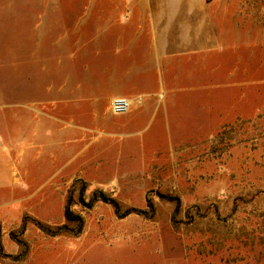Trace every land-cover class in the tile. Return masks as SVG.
Here are the masks:
<instances>
[{"label":"rangeland","instance_id":"374dc122","mask_svg":"<svg viewBox=\"0 0 264 264\" xmlns=\"http://www.w3.org/2000/svg\"><path fill=\"white\" fill-rule=\"evenodd\" d=\"M20 1L0 0V130L22 113L27 173L16 166L0 208L15 204L18 185L26 200L0 220V263L37 251L59 264H264V0H216L220 38L172 56L163 87L118 84L104 45L116 33L102 27L87 37L107 62L87 54L86 70L82 55L20 54ZM115 97L143 98L131 127L130 111L111 110ZM82 190L122 210L149 211L151 199L154 213L120 218L106 202L82 204ZM70 197L80 233L52 236L32 222L75 228Z\"/></svg>","mask_w":264,"mask_h":264},{"label":"crops","instance_id":"0c3cea01","mask_svg":"<svg viewBox=\"0 0 264 264\" xmlns=\"http://www.w3.org/2000/svg\"><path fill=\"white\" fill-rule=\"evenodd\" d=\"M216 2V0H22L19 2L21 38L19 53L82 55V65L76 68L86 70L87 54L97 55L100 62H107L102 57L103 45L95 46L93 40L87 37L89 35L87 28L102 27L105 32L116 33L115 38L104 45H110L111 48L106 50L116 55L113 69L114 79L118 84L163 87L165 85L163 71L168 67L172 56L180 60V55L208 46L214 36L220 38ZM121 66L124 69H120ZM109 67L112 68V65ZM100 69L103 70L101 65ZM101 76L105 78L103 73ZM151 95L148 93L147 98L152 105L154 97ZM141 100L143 98L135 99L133 103ZM132 107L126 127H131L135 117L145 111L141 105ZM157 108L152 110V114ZM21 114L18 112L11 115L14 118V126L6 129L7 134L0 130V189L5 187V182L9 183L15 176L18 171L16 166L20 167L24 174L27 173L26 160L21 159L25 136ZM12 156H15L13 158L16 159L15 163ZM24 174L19 181H25ZM17 188L15 204L9 203L8 206L0 208V220L3 222L10 219L12 214L24 212L26 197L20 195V190H25V185H18ZM51 255L53 254H37V251H32L24 264H59L50 260Z\"/></svg>","mask_w":264,"mask_h":264},{"label":"trees","instance_id":"16d2710c","mask_svg":"<svg viewBox=\"0 0 264 264\" xmlns=\"http://www.w3.org/2000/svg\"><path fill=\"white\" fill-rule=\"evenodd\" d=\"M223 132H224V129H223V131L219 132L218 137L221 136L223 134ZM79 200L82 204H84L87 207H92L94 205V203L97 201L106 202V203L113 206L116 215L120 218L128 216L132 213L148 214V216H150L151 214L154 213V204H153L151 199H148V205H150V207H151V209L149 211L143 210V209H138L136 207H130V208H127L125 210H122L121 203L117 199L109 196L107 193H105L102 190L95 191L93 193L92 197L90 198V200H88V201H86V199L84 198V190H82L80 193ZM65 217L68 221H72L76 224L75 228H70L67 224H63V225L57 226L56 228H52L49 225H47V224L43 223L42 221L35 219V218L32 219V222L38 228H40L42 231H44V232H46L52 236L60 235L64 231H69V229L72 230L74 234H78L82 231L83 226H84V219H83L82 215L75 212L71 208V197L68 199V203L65 207ZM27 220H28V217L27 216L24 217L22 230H24L26 228Z\"/></svg>","mask_w":264,"mask_h":264},{"label":"built area","instance_id":"2783aa9c","mask_svg":"<svg viewBox=\"0 0 264 264\" xmlns=\"http://www.w3.org/2000/svg\"><path fill=\"white\" fill-rule=\"evenodd\" d=\"M133 101V99L128 97H115L111 100V110L116 114L128 113L132 108Z\"/></svg>","mask_w":264,"mask_h":264}]
</instances>
